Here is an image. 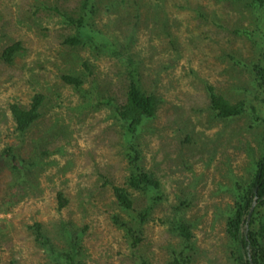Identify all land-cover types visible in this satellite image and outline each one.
<instances>
[{
	"label": "rangeland",
	"instance_id": "374dc122",
	"mask_svg": "<svg viewBox=\"0 0 264 264\" xmlns=\"http://www.w3.org/2000/svg\"><path fill=\"white\" fill-rule=\"evenodd\" d=\"M81 1L0 0V54L21 44L11 64L0 60V151L39 160L19 182L0 159V264H55L35 240L36 222L59 249L78 242L77 264H165L188 251L184 264H236L226 231L233 188L264 152V88L253 83L264 19L230 0H91L94 38L72 48L62 35L73 30L53 8L77 16ZM134 63L162 100L136 134L141 161L165 194L142 225L113 188L127 185L129 134L98 103L124 101ZM70 73L82 76L83 91L64 82ZM208 85L232 102L245 99L247 112L218 117ZM39 92L41 117L19 135L10 104L29 106ZM59 192L68 200L62 207ZM132 192L137 209L146 204ZM250 219L244 234L262 238L264 206ZM182 220L191 224L189 243L175 228ZM122 222L141 230L137 248Z\"/></svg>",
	"mask_w": 264,
	"mask_h": 264
},
{
	"label": "trees",
	"instance_id": "16d2710c",
	"mask_svg": "<svg viewBox=\"0 0 264 264\" xmlns=\"http://www.w3.org/2000/svg\"><path fill=\"white\" fill-rule=\"evenodd\" d=\"M234 4L242 5L249 13L257 16L259 22L264 19V0H230ZM91 0H82L80 7L77 8V16H71L67 11L61 10L58 6H54V10L63 16V20L67 23L72 33L62 35V43L70 47L77 48L83 44L84 38L92 40L94 38L92 25L96 18L98 9L94 4L89 6ZM201 14V12H200ZM264 25V24H263ZM87 26V27H86ZM245 33H250L247 29ZM254 32V31H253ZM21 50V44L15 42L7 45L0 54V60L11 64L15 55ZM74 50V49H73ZM261 54L264 53L261 52ZM253 72L256 77L253 83L264 88V58L256 62ZM88 67L87 62L84 63ZM137 63H134L129 68V78L127 83L125 99L122 102L115 100L114 97H104L98 103L104 102L112 108L114 115L122 122L127 133L128 141L127 157L130 163V174L126 182V186L113 184L114 194L118 204L125 211L133 212L134 220L142 225L145 223L154 207L161 203L165 194L162 187V181L154 170L148 169L141 161V151L137 145L136 134L138 129L145 125L147 120H151L156 116L161 97L148 90L139 75ZM65 83L71 84L76 90L83 91L82 85L84 79L80 74H64L62 76ZM211 108L218 117L229 118L233 116H242L247 112V103L245 99H240L236 102L230 101L223 94L218 92L212 85H208ZM259 97V94L258 96ZM45 94L37 93L29 106L19 102L10 104V110L15 122V129L19 135L24 134L32 124L40 117V107L45 100ZM105 100V101H104ZM253 112L256 111L252 105ZM257 116V115H255ZM259 116L256 117V120ZM264 138V136H263ZM264 150V147H263ZM44 152L41 151V154ZM10 161V166L15 180L23 182L26 176V170L36 169L39 161L36 158L26 159L14 152L13 147H7L0 151V159ZM236 186L233 188L234 204L229 209L227 215V235L231 244V254L235 259L236 264H264V236L262 238L254 237L252 231L247 235L243 232V226L247 219L250 207L255 196H258V203L252 212L251 221L254 220L255 212L264 206V152L261 157L253 164L252 173L248 181H236ZM257 187V193L255 192ZM142 195L147 199L145 205L141 208H136L134 192ZM59 206H65L68 202L62 192H59ZM184 204V202H182ZM122 226L126 231L127 238L131 242L133 249L141 243V230L136 227H130L128 223L122 222ZM34 232L36 242L44 246L50 252L55 264H77V256L79 255V245L75 240H71L70 245L64 248H58L51 237L45 232L41 223H34L31 226ZM176 230L189 243L192 238L191 224L186 221H178ZM191 246V245H190ZM188 252H180L175 257L165 264H184L189 260ZM143 264H150L143 262Z\"/></svg>",
	"mask_w": 264,
	"mask_h": 264
},
{
	"label": "water",
	"instance_id": "95a60500",
	"mask_svg": "<svg viewBox=\"0 0 264 264\" xmlns=\"http://www.w3.org/2000/svg\"><path fill=\"white\" fill-rule=\"evenodd\" d=\"M255 192L257 193V187H255ZM257 202H258V196L256 195L255 198H254V201H253V203H252V205L250 207L249 213L247 215L246 226L248 225V220L250 219V216H251V214H252V212L254 210V207L257 204Z\"/></svg>",
	"mask_w": 264,
	"mask_h": 264
},
{
	"label": "flooded vegetation",
	"instance_id": "af4514ba",
	"mask_svg": "<svg viewBox=\"0 0 264 264\" xmlns=\"http://www.w3.org/2000/svg\"><path fill=\"white\" fill-rule=\"evenodd\" d=\"M247 220V219H246ZM249 221V220H248ZM244 226H246V221H245V223H244ZM248 226V225H247ZM244 229V228H243Z\"/></svg>",
	"mask_w": 264,
	"mask_h": 264
}]
</instances>
